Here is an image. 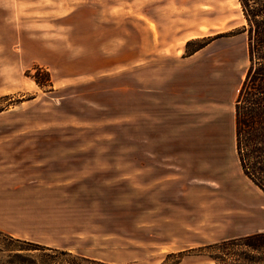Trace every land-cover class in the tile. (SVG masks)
<instances>
[{"label": "rangeland", "instance_id": "rangeland-1", "mask_svg": "<svg viewBox=\"0 0 264 264\" xmlns=\"http://www.w3.org/2000/svg\"><path fill=\"white\" fill-rule=\"evenodd\" d=\"M244 24L238 0H0V264L245 256Z\"/></svg>", "mask_w": 264, "mask_h": 264}, {"label": "trees", "instance_id": "trees-1", "mask_svg": "<svg viewBox=\"0 0 264 264\" xmlns=\"http://www.w3.org/2000/svg\"><path fill=\"white\" fill-rule=\"evenodd\" d=\"M238 2L245 20L241 29L247 34L249 65L235 100L236 149L244 175L264 192V0ZM224 243H237L249 250L231 264H264V231ZM27 244L29 247L11 249L14 252L10 256L25 258L28 256L23 250L50 248L35 242Z\"/></svg>", "mask_w": 264, "mask_h": 264}]
</instances>
